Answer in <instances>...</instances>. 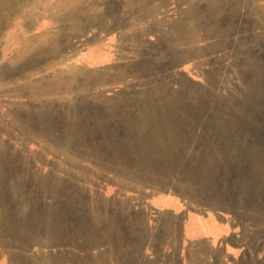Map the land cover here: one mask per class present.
<instances>
[{
  "label": "rangeland",
  "instance_id": "obj_1",
  "mask_svg": "<svg viewBox=\"0 0 264 264\" xmlns=\"http://www.w3.org/2000/svg\"><path fill=\"white\" fill-rule=\"evenodd\" d=\"M0 264H264V0H0Z\"/></svg>",
  "mask_w": 264,
  "mask_h": 264
}]
</instances>
